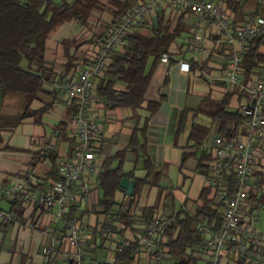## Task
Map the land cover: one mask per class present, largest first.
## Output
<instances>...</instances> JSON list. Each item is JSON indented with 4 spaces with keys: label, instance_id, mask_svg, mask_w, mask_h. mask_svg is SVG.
I'll return each mask as SVG.
<instances>
[{
    "label": "crops",
    "instance_id": "crops-1",
    "mask_svg": "<svg viewBox=\"0 0 264 264\" xmlns=\"http://www.w3.org/2000/svg\"><path fill=\"white\" fill-rule=\"evenodd\" d=\"M210 1L225 7L227 16L236 20L233 21L234 25L244 23L249 17L264 14V0H246L235 9V3L238 0H233L234 4L231 7L227 2L229 0ZM159 2L158 13L164 10L175 23L182 17L188 28V31L179 36L171 46L170 58L176 60V63L170 66L169 84L161 90L166 95V99L158 112L151 117L146 139L143 140L139 133V141L146 143L144 150L152 159L154 171L159 173V176L157 180L151 178V183L140 184L139 195L133 206L137 222L132 227H126V224L114 218L115 221L108 236L100 232L106 217L99 205L103 197V192L99 188V174L86 176L80 181V183L88 182L92 189L91 195L73 204V213L71 212V215L77 217L83 226L91 230L81 247L84 261L107 258L114 262L116 255L114 248L117 242L124 239L140 240L147 225L139 220L144 208L152 210V214L148 215L147 223L155 215L173 218L177 215L184 216L185 213H195L200 204L202 190L208 186V183L206 174L198 167L203 149L197 150L190 139L192 126L194 123H199L211 127L213 118L209 111L215 109L226 94L231 95L229 110L240 111L241 105L247 99L242 85L253 80L257 75L249 78L241 71L239 83H233L227 72L230 45L227 44V34L221 31L219 23L217 21L213 23L209 19L200 22L204 28L202 32L204 48L198 51L193 50L190 47V40L196 30L195 24L198 22L196 15L173 7L169 0H159ZM111 21L112 11L107 9L103 12H95L87 25L76 21L63 24L47 42V59L59 65L65 63L62 41L77 37L79 47L76 74L96 55V43L99 38L110 32ZM234 32V36L238 38ZM235 46L239 50L242 48L238 41ZM75 49V47L72 48V51ZM262 50L264 51V47ZM241 53L243 55L244 51ZM45 87L52 90L51 81H47ZM3 100L4 96L0 106ZM50 100L51 97L41 98L34 101L32 107L39 108L44 101ZM70 102L65 93L59 92L55 107L43 116L40 123H36L34 118L30 117L23 119L14 127L0 128L2 137L0 143V264H71L73 261L75 249L64 240L67 234L66 226L63 222L54 219L53 209L30 207L25 204L23 193L11 197L1 190L3 187L25 182V180L29 182L32 178V189L39 194L43 190L41 188L35 190V186L54 182L55 176L49 177L54 164L57 165L54 170L56 171L57 168L58 172V163L69 159L72 155L70 143L57 139L54 131L55 126L65 117ZM93 113L101 125V137L97 145L102 162L106 157L128 149L130 135L136 127L142 128L145 118L149 116V112L144 108L136 112L131 108L106 110L103 103L97 100L93 106ZM71 133L76 134L74 125ZM213 137L206 144L208 152ZM238 137L246 140L247 132H239ZM47 138L55 143V148L42 152L41 148L48 142H46ZM185 154L190 155L183 162ZM138 155L141 159L137 164ZM138 155L137 152L128 150L122 165L123 178L127 177L134 181V190L136 179H142L147 174L142 160L145 155L142 157L141 150ZM259 158L258 171L264 173V151L260 153ZM117 164L118 161L115 160L113 166ZM27 185H30V182ZM127 196L129 195L123 189L116 193V199L124 204V207L130 204V198ZM261 208L264 207L253 206L251 202L248 208V220L255 232L261 235L264 250V234L261 228H257L256 218V213ZM54 238H63V243L57 245L55 254L45 253L44 249L53 245ZM102 250L106 252V256L102 255L104 253ZM136 255L137 261H134V264H150L146 252H136ZM163 263L172 264L169 260H164ZM225 264L246 263L243 257L228 253Z\"/></svg>",
    "mask_w": 264,
    "mask_h": 264
},
{
    "label": "trees",
    "instance_id": "trees-1",
    "mask_svg": "<svg viewBox=\"0 0 264 264\" xmlns=\"http://www.w3.org/2000/svg\"><path fill=\"white\" fill-rule=\"evenodd\" d=\"M148 0H0V87L3 88V96L7 94H22L28 100V105L23 113L22 120L33 117L36 123H40L43 116L49 113L56 105L60 90H48L45 87L47 81L64 79L75 74L77 70L78 38L64 39L62 45L66 62L62 65L47 59V42L51 36L65 23L76 21L82 25L89 24L95 12L105 10L112 11L111 27L113 28L127 15L130 9L139 2ZM246 0H238L236 6H241ZM228 5L234 4L233 0L227 1ZM228 8V6H227ZM233 9V10H234ZM188 11V10H187ZM139 22L138 26L127 35L126 44L116 50L111 57L104 74L99 77L94 89L95 101L102 102L106 110L117 108H131L135 112L138 109H146L149 116L145 118L142 128L136 127L130 135L128 149L117 152L114 156L106 157L101 165L98 175L99 188L103 197L99 201L101 212L106 219L119 220L132 227L138 219L135 218L133 206L139 195L140 184L151 183L158 179L157 172L149 154L144 150L145 142L139 140V133L143 140L151 117L158 112L166 95L162 88L170 82V66L176 60L170 58L168 63L162 61L164 54L172 55L171 46L184 32L188 31L183 18L176 23L164 10L157 15ZM264 17V14L261 16ZM232 21H236L230 17ZM249 19V18H248ZM76 48L72 51V48ZM264 37L256 36L249 39V44L242 55V71L249 76L256 75L264 66ZM51 97L49 102L34 109L32 104L41 100L40 95ZM231 95L226 94L218 102L215 109L209 111L213 118V125L194 123L190 133V139L194 147L203 149L199 158V169L208 175L210 163L213 160L212 153L207 151V142L212 136L236 138L239 135L240 126L244 122L243 114L229 110ZM77 110L76 100H72L67 108L65 117L55 126L57 139L70 143L72 155L76 147V134L73 130V118ZM200 110V109H199ZM1 134V130H0ZM48 141V142H47ZM51 140L46 139L49 143ZM2 137L0 135V143ZM46 143V144H47ZM75 144V145H74ZM49 149H46L48 151ZM128 150L143 152V166L147 174L142 179H136L133 195L128 207L119 203L116 193L121 189V181L124 174L122 165ZM190 154H185V162ZM141 157L138 155L139 163ZM117 160V166L113 162ZM57 165L54 164V168ZM54 168L49 177H54V182H45L44 186L38 185L43 191L48 190L59 180V171ZM257 171L259 182L264 185V173ZM128 195V194H127ZM216 190L212 186H206L200 195V204L195 213L177 215L166 227L164 232V245L168 249V255L164 260L172 264H204L200 255L202 236L198 232V224L202 221L220 225L222 219V205L215 201ZM252 205L264 207V194L260 198L252 193L250 197ZM73 206L69 212L70 217ZM152 214L151 208H144L140 217L141 222L147 223L148 215ZM153 217V216H152ZM151 217V218H152ZM115 218V219H114ZM139 240L131 241L136 245ZM137 255L133 247H126L121 252H116L113 264H134Z\"/></svg>",
    "mask_w": 264,
    "mask_h": 264
},
{
    "label": "built area",
    "instance_id": "built-area-1",
    "mask_svg": "<svg viewBox=\"0 0 264 264\" xmlns=\"http://www.w3.org/2000/svg\"><path fill=\"white\" fill-rule=\"evenodd\" d=\"M169 2L177 9L188 10L196 15L198 22L190 40V47L193 50L204 48L202 35L204 28L200 22L209 19L213 23L214 21L219 23L221 31L227 34L226 42L230 45L227 72L233 83H239V74L242 71L241 52L246 50L251 37H264V17L255 16L240 25H234L221 5L210 0ZM159 9V0L135 4L122 21L107 35L98 39L96 55L88 64L74 76L51 81L52 89L63 91L70 101L76 100L77 104L73 118L76 129L74 156L58 163L59 180L39 194L32 189V178L29 181L30 185H27L29 182L25 180L1 189L5 195L11 197L23 193L25 204L30 207L54 210V219L66 226L67 234L64 240L75 249L71 264H113V261L107 258L83 260L81 247L91 230L83 226L77 217H70L69 212L75 202L92 194L91 185L80 181L89 175L97 176L102 165L97 145L101 137V125L92 110L95 103V85L106 71L116 50L126 44L127 35L139 22L158 13ZM236 41L241 44L240 50L235 46ZM169 59L170 56L167 54L162 56L165 63H168ZM242 88L247 99L240 107L244 122L239 131L241 133L246 131L247 139L217 135L213 137L209 148L213 160L206 179L208 186L216 190L215 201L222 205V219L218 226L208 221L198 224V232L203 238L200 255L204 264H225L228 253L243 257L246 264H264L263 239L248 220L252 193L256 198L264 194V185L256 177L260 153L264 151V66L254 79L242 85ZM54 148L55 143L50 141L41 148V151ZM171 221L169 217L155 215L146 225L145 233L136 245L124 239L116 243L114 251L121 252L124 248L132 246L135 252H146L150 264H164V257L168 255V249L164 245V232ZM113 224L114 221L105 219L100 232L108 236ZM53 240V245L44 249V252L50 255L55 254L57 245L63 243V238Z\"/></svg>",
    "mask_w": 264,
    "mask_h": 264
},
{
    "label": "rangeland",
    "instance_id": "rangeland-1",
    "mask_svg": "<svg viewBox=\"0 0 264 264\" xmlns=\"http://www.w3.org/2000/svg\"><path fill=\"white\" fill-rule=\"evenodd\" d=\"M222 8L224 9V11H226L225 7ZM152 16H156V14ZM40 98L49 99V96L46 94H41ZM206 104L207 103H205V105ZM27 105H28V100L22 94L5 95L3 104L2 106H0V128L4 129L5 127H14L18 125V123L22 121V116ZM256 218H257V228H261L264 234V208L258 209L256 213ZM102 252H104V250H102ZM102 255L106 256V252L102 253Z\"/></svg>",
    "mask_w": 264,
    "mask_h": 264
},
{
    "label": "water",
    "instance_id": "water-1",
    "mask_svg": "<svg viewBox=\"0 0 264 264\" xmlns=\"http://www.w3.org/2000/svg\"><path fill=\"white\" fill-rule=\"evenodd\" d=\"M153 20H157V16H153ZM2 96H3V88L0 87V105L2 101ZM134 181L130 180L127 177H124L121 181V189L125 190L126 193L131 196L134 193Z\"/></svg>",
    "mask_w": 264,
    "mask_h": 264
}]
</instances>
